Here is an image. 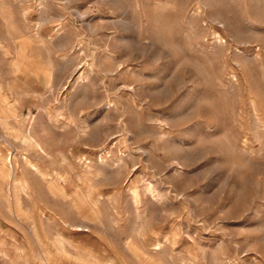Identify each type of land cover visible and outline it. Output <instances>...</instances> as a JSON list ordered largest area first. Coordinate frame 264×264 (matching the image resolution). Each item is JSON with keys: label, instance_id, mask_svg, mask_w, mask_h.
<instances>
[{"label": "rangeland", "instance_id": "1", "mask_svg": "<svg viewBox=\"0 0 264 264\" xmlns=\"http://www.w3.org/2000/svg\"><path fill=\"white\" fill-rule=\"evenodd\" d=\"M0 264H264V0H0Z\"/></svg>", "mask_w": 264, "mask_h": 264}]
</instances>
